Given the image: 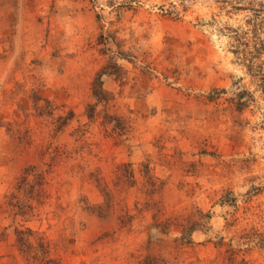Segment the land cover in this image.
<instances>
[{
    "label": "rangeland",
    "instance_id": "1",
    "mask_svg": "<svg viewBox=\"0 0 264 264\" xmlns=\"http://www.w3.org/2000/svg\"><path fill=\"white\" fill-rule=\"evenodd\" d=\"M0 264H264V0H0Z\"/></svg>",
    "mask_w": 264,
    "mask_h": 264
}]
</instances>
